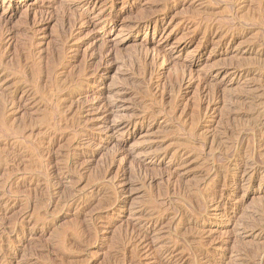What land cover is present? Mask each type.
<instances>
[{
  "label": "rangeland",
  "instance_id": "374dc122",
  "mask_svg": "<svg viewBox=\"0 0 264 264\" xmlns=\"http://www.w3.org/2000/svg\"><path fill=\"white\" fill-rule=\"evenodd\" d=\"M0 264H264V0H0Z\"/></svg>",
  "mask_w": 264,
  "mask_h": 264
},
{
  "label": "bare ground",
  "instance_id": "6f19581e",
  "mask_svg": "<svg viewBox=\"0 0 264 264\" xmlns=\"http://www.w3.org/2000/svg\"><path fill=\"white\" fill-rule=\"evenodd\" d=\"M4 162L6 163V162H7V160H5ZM135 247H136V246H135ZM134 250H135V249H134ZM129 252H130V251H129ZM134 252H136V251H134ZM127 253H128V252H127ZM133 257H134V255H133ZM115 260H116V259H115ZM122 262H123V261H122ZM122 262H121V263H122ZM160 262H161V261H160ZM130 263H131V262H130Z\"/></svg>",
  "mask_w": 264,
  "mask_h": 264
}]
</instances>
